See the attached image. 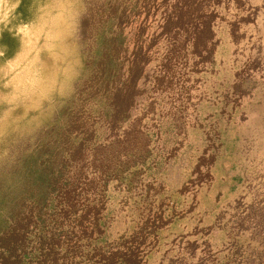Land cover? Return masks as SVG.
Returning a JSON list of instances; mask_svg holds the SVG:
<instances>
[{
	"label": "trees",
	"instance_id": "16d2710c",
	"mask_svg": "<svg viewBox=\"0 0 264 264\" xmlns=\"http://www.w3.org/2000/svg\"><path fill=\"white\" fill-rule=\"evenodd\" d=\"M18 2L13 22L24 24L48 0ZM219 2L57 0L34 95L3 117L0 106V264H150L171 212L146 197L129 230L108 240L106 189L124 165L96 167L100 176L84 167L106 131L131 121L155 64V85L169 87L186 51L212 47ZM18 51L1 29V59Z\"/></svg>",
	"mask_w": 264,
	"mask_h": 264
},
{
	"label": "rangeland",
	"instance_id": "374dc122",
	"mask_svg": "<svg viewBox=\"0 0 264 264\" xmlns=\"http://www.w3.org/2000/svg\"><path fill=\"white\" fill-rule=\"evenodd\" d=\"M18 3L0 0V33L19 42L14 58L0 52L2 117L34 95L58 24L57 0L24 24L13 22ZM216 13L212 47L186 51L169 87L155 85V64L131 121L106 131L84 167L124 165L106 189L108 240L129 230L146 197L171 212L150 264H264V0H220Z\"/></svg>",
	"mask_w": 264,
	"mask_h": 264
}]
</instances>
